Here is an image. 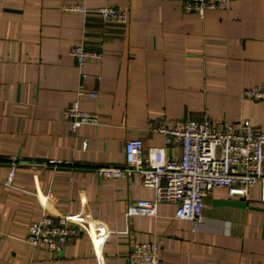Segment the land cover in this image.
Returning a JSON list of instances; mask_svg holds the SVG:
<instances>
[{
	"label": "crops",
	"instance_id": "1",
	"mask_svg": "<svg viewBox=\"0 0 264 264\" xmlns=\"http://www.w3.org/2000/svg\"><path fill=\"white\" fill-rule=\"evenodd\" d=\"M186 0H0V264H126L130 244L155 242L163 264H264V204L214 189L195 226L174 217L173 204L152 216L131 210L153 200L135 174L103 179L96 170L123 167L124 143L162 146L148 132L158 120H248L264 131V0H231L202 18ZM125 9V25L62 10ZM83 45L100 55L81 67ZM76 101L96 125L70 133L64 111ZM87 215L105 237H75L60 258L23 242L43 215Z\"/></svg>",
	"mask_w": 264,
	"mask_h": 264
},
{
	"label": "built area",
	"instance_id": "2",
	"mask_svg": "<svg viewBox=\"0 0 264 264\" xmlns=\"http://www.w3.org/2000/svg\"><path fill=\"white\" fill-rule=\"evenodd\" d=\"M231 0H186L183 9L202 18L206 10H224ZM62 10L83 16L94 14L103 22L125 25V9L109 5L89 9L82 2L65 3ZM71 54L81 67L100 58L83 45L73 47ZM244 99H264V86L245 89ZM70 133L83 124L96 125L97 116L83 111L72 101L64 111ZM148 132L162 136V146L144 147L140 139L124 143L123 167L103 166L96 174L103 179H127L135 174L139 183L153 189V200H138L131 210L143 215L156 214L158 204H173L174 217L197 226L203 221L205 201L214 189H224L228 197L246 198L252 187L259 189V202L264 204V131L248 120L236 122L191 119L158 120ZM74 220L72 215H43L26 226L23 242L55 258L63 256L72 240L88 234L102 240L104 224L87 215ZM126 264H163L160 247L155 242L134 241L126 255Z\"/></svg>",
	"mask_w": 264,
	"mask_h": 264
}]
</instances>
